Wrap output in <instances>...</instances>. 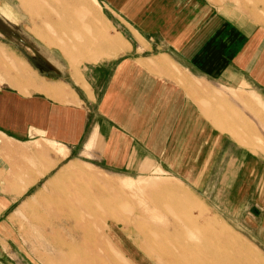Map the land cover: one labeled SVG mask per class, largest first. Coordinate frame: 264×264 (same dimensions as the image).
<instances>
[{"label": "crops", "instance_id": "crops-1", "mask_svg": "<svg viewBox=\"0 0 264 264\" xmlns=\"http://www.w3.org/2000/svg\"><path fill=\"white\" fill-rule=\"evenodd\" d=\"M37 142L65 156L35 168ZM69 163L160 179L187 227L202 203L264 239V0H0V264L59 259L57 231L37 226L39 261L12 215ZM142 198L132 216L164 214Z\"/></svg>", "mask_w": 264, "mask_h": 264}, {"label": "rangeland", "instance_id": "rangeland-1", "mask_svg": "<svg viewBox=\"0 0 264 264\" xmlns=\"http://www.w3.org/2000/svg\"><path fill=\"white\" fill-rule=\"evenodd\" d=\"M32 149L33 165L40 170L42 161L35 158V152L53 150L60 157L65 156V151L48 143L37 142L32 144ZM79 161L90 163L87 159ZM71 165L89 178L73 176L60 185L54 183L58 174ZM56 170L50 175L55 174L53 187L36 196L39 185L24 192L13 209L15 227L39 261L37 226L59 234L50 239L60 251L54 264H264V239L252 240L244 232H249L247 226L242 231L225 227L202 203L196 222L203 225L187 227L183 219L186 213L173 211L171 198L166 193L169 191L152 185L160 179L121 180L83 163H69ZM164 180L170 181H161ZM22 181L27 182L28 177L23 175ZM125 181L133 182L126 185ZM176 187L177 193L184 194L181 185ZM151 194L158 196L160 202L152 203L157 210L165 211L164 214L154 221L141 215L132 216L134 200L138 198V207L144 206L142 197ZM253 236L258 237L257 233ZM53 257L54 254L42 255L55 260Z\"/></svg>", "mask_w": 264, "mask_h": 264}, {"label": "bare ground", "instance_id": "bare-ground-1", "mask_svg": "<svg viewBox=\"0 0 264 264\" xmlns=\"http://www.w3.org/2000/svg\"><path fill=\"white\" fill-rule=\"evenodd\" d=\"M78 177V178H89L87 175H85V173H81L80 170H78L76 167H74V165L69 166L68 168L66 167L65 170H63L60 174H58V176L54 179V183H58L60 185V182H64L67 181L68 179H70V177ZM91 178V177H90ZM53 183V185H54ZM52 186V185H51ZM53 187V186H52ZM58 187V186H57ZM53 189V188H52ZM52 192V191H51ZM148 238V237H147ZM149 239V238H148ZM142 244V243H141ZM148 245V244H147ZM146 247V245H145ZM151 247V246H148ZM123 251V250H122ZM256 254V253H255ZM184 260V259H182ZM206 262V261H205ZM168 263V262H167ZM169 264V263H168Z\"/></svg>", "mask_w": 264, "mask_h": 264}]
</instances>
